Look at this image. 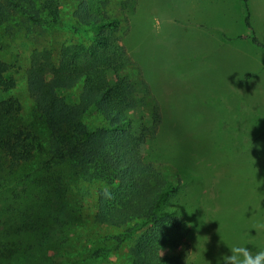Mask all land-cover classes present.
Here are the masks:
<instances>
[{"label": "rangeland", "instance_id": "obj_1", "mask_svg": "<svg viewBox=\"0 0 264 264\" xmlns=\"http://www.w3.org/2000/svg\"><path fill=\"white\" fill-rule=\"evenodd\" d=\"M56 1L61 20H68L80 1L92 11L104 2V12L119 19L116 35L159 105L161 122L144 156L146 163L179 185L162 209L163 214L176 216L180 225L179 232H172L180 243L169 254L179 256L183 264H217L234 244L253 252L264 250V108L253 107L256 100L249 97L254 85L252 92L264 88V79L239 84L252 57L263 53L250 40L237 39L249 35L238 0ZM250 2L264 23V0ZM18 21L11 17L7 25ZM13 38L4 37L7 58L20 54L24 66L31 60L54 66L60 49L77 42L56 28L33 27ZM17 93L23 123L31 125L32 106L24 82ZM85 123L92 127L103 121L92 115ZM64 172L59 190L53 183L29 184L13 197L10 192L0 196V208L10 204L13 214L22 212L30 228H37L28 229L20 237L23 247L0 264H129L132 244L101 259L87 255L82 259L94 248L109 246L110 241H99L100 237L120 230L92 222L100 187L75 185ZM59 192L64 194L63 203ZM52 251L55 263L49 261Z\"/></svg>", "mask_w": 264, "mask_h": 264}, {"label": "trees", "instance_id": "obj_2", "mask_svg": "<svg viewBox=\"0 0 264 264\" xmlns=\"http://www.w3.org/2000/svg\"><path fill=\"white\" fill-rule=\"evenodd\" d=\"M238 3L249 32L238 39H250L264 49L253 31L249 0ZM11 17L19 21L8 26ZM118 26L119 19L104 12V2L92 11L80 1L70 18L61 20L56 0H0V196L10 192L13 197L29 184L53 183L59 190L66 171L75 185L100 187L92 222L120 230L100 237L99 241H110L109 246L86 252L83 260L86 255L101 259L132 244L129 264H183L179 256L169 254L180 243L172 236L180 231L178 218L162 213L179 185L146 163L144 156L160 125V108L142 70L116 35ZM33 27L61 29L77 42L60 49L54 66L36 60L24 66L20 54L8 59L4 37L13 40ZM22 82L32 106L31 125L21 117L17 91ZM92 115L103 123L87 125L85 119ZM63 195L58 193L61 203ZM10 210V204L0 208V262L23 247L21 236L37 230L30 228L22 212ZM49 257L55 263L53 251ZM62 259L72 261L70 256Z\"/></svg>", "mask_w": 264, "mask_h": 264}, {"label": "crops", "instance_id": "obj_3", "mask_svg": "<svg viewBox=\"0 0 264 264\" xmlns=\"http://www.w3.org/2000/svg\"><path fill=\"white\" fill-rule=\"evenodd\" d=\"M257 6L258 5H256V7ZM249 7H250V11H251V24L253 27V31H254L256 37L259 39V41L264 44V23L262 21L261 14L259 13L258 9L255 10L251 7L250 0H249ZM245 36H247V35H245ZM245 36L243 35L242 37L240 36L239 38H243ZM243 40H245V39H243ZM246 40H250V39H246ZM250 42H251V40H250ZM254 47H256V46H254ZM256 48H258L260 51H262L263 56L256 53V56L252 57L251 63H248V65L245 67V70L242 71V73H241V76H242L245 72H247L245 74L244 78H241V76H240L239 84H241V85H243L246 82L251 81V80H259L261 78L264 79V49L259 48V47H256ZM236 54L238 56L245 57V55L242 54L241 51H238ZM255 71L258 72V74L255 75L254 74ZM256 76H258V78ZM256 86H259V85H256ZM256 88H257V90L255 92H252L255 90V85L253 86V88L250 89L252 93H256L255 95H252L251 92L249 93V97H251L250 100L251 101L256 100V103L253 105V107L254 106H256V107L260 106V107L264 108V88H262V87L261 88L256 87ZM258 99H259V102L257 103Z\"/></svg>", "mask_w": 264, "mask_h": 264}, {"label": "clouds", "instance_id": "obj_4", "mask_svg": "<svg viewBox=\"0 0 264 264\" xmlns=\"http://www.w3.org/2000/svg\"><path fill=\"white\" fill-rule=\"evenodd\" d=\"M217 264H264V250L253 252L244 244H234L229 254L222 255Z\"/></svg>", "mask_w": 264, "mask_h": 264}]
</instances>
